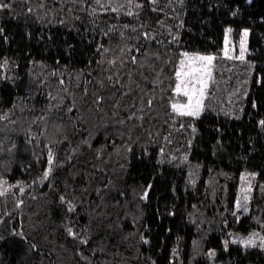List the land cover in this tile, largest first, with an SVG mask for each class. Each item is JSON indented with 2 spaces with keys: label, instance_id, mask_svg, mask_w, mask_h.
<instances>
[{
  "label": "trees",
  "instance_id": "16d2710c",
  "mask_svg": "<svg viewBox=\"0 0 264 264\" xmlns=\"http://www.w3.org/2000/svg\"><path fill=\"white\" fill-rule=\"evenodd\" d=\"M0 4V264H264V0ZM229 27L245 60L174 112L181 53Z\"/></svg>",
  "mask_w": 264,
  "mask_h": 264
},
{
  "label": "snow or ice",
  "instance_id": "6c2138e0",
  "mask_svg": "<svg viewBox=\"0 0 264 264\" xmlns=\"http://www.w3.org/2000/svg\"><path fill=\"white\" fill-rule=\"evenodd\" d=\"M8 7V5L0 4V8ZM131 15V13H129ZM232 29L225 28L224 33V48L222 49V55L225 58L237 59L240 61L245 60V38L248 34V29L242 30V35L239 42V55H233V49L229 47V37L228 34ZM147 35V34H145ZM216 55L212 53L204 54L199 51L188 52L184 51L181 53V58L179 64L175 68V87L172 89L173 92L177 94H183L187 98L185 103H172L171 108L174 112L180 115L189 116H199L204 108V99L209 88L210 81L213 76V62L216 60ZM132 61L135 62L136 57H131ZM150 103V102H149ZM264 124V120L260 121ZM53 163V154L49 152L48 164L49 167L44 171L43 178L46 179L51 172V165ZM250 176H255L256 173H250ZM245 176L241 174V180L244 181ZM23 191V188H21ZM251 192V183L248 182L241 187L240 194H238L236 199V207H243L247 211V202L250 198L249 194ZM65 198L62 196L61 200ZM69 211H72L74 206L69 201ZM69 234L74 235L72 229H68ZM17 235H22V233H17ZM255 234H249V237L242 238L239 242L243 245H253L256 243L254 238ZM260 247L264 248V237H260ZM227 245V241H225Z\"/></svg>",
  "mask_w": 264,
  "mask_h": 264
},
{
  "label": "rangeland",
  "instance_id": "374dc122",
  "mask_svg": "<svg viewBox=\"0 0 264 264\" xmlns=\"http://www.w3.org/2000/svg\"><path fill=\"white\" fill-rule=\"evenodd\" d=\"M241 35H242V31L240 32V34H239L238 37H234V38L230 36V33L228 34V37H229V47H231L233 49V55H237V56L239 55V42H240ZM245 41H246L245 47H246V52H247L248 34H247V36L245 38ZM224 46L225 45H224V40H223V47L220 49V53L219 54H215L217 58L213 62V64H214L213 71L215 70L216 66L219 64V62H218L219 58L220 57H223V55H222V49L224 48ZM246 52H245V55H246ZM186 100H187V98L184 97L182 93L181 94H177V93L174 92V95L172 96V103H176V102L185 103Z\"/></svg>",
  "mask_w": 264,
  "mask_h": 264
}]
</instances>
